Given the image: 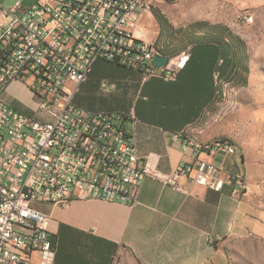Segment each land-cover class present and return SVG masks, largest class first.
Instances as JSON below:
<instances>
[{
  "label": "built area",
  "instance_id": "1",
  "mask_svg": "<svg viewBox=\"0 0 264 264\" xmlns=\"http://www.w3.org/2000/svg\"><path fill=\"white\" fill-rule=\"evenodd\" d=\"M146 4L36 0L25 9L19 2L0 7V264H27L33 252L52 253L50 217L36 204L131 203L145 178L181 194L187 193L188 184L218 193L224 186L232 194L245 189L240 181L242 157L235 170L196 159L163 173L154 157L137 155L124 114L89 112L74 105L79 85L98 60L139 71L143 79L172 81L184 68L188 52L153 65L150 43L135 33ZM252 20L251 15L244 17L247 23ZM13 82L30 93L34 116L5 103ZM216 147L227 157L236 155L222 141Z\"/></svg>",
  "mask_w": 264,
  "mask_h": 264
},
{
  "label": "crops",
  "instance_id": "2",
  "mask_svg": "<svg viewBox=\"0 0 264 264\" xmlns=\"http://www.w3.org/2000/svg\"><path fill=\"white\" fill-rule=\"evenodd\" d=\"M145 1L146 13L135 33L152 45L162 40L164 45L155 46L164 56L188 51L184 68L172 81L143 79L139 71L98 60L79 85L74 105L124 114L137 155L154 157L163 173L196 159L235 170L236 157L216 147L213 139L219 135L204 131L202 119L213 104V72L232 42L225 31L239 28L246 15L264 14V0ZM154 11L166 19L173 15L172 26L161 29ZM179 40L183 43L170 49ZM99 79L107 84L102 98L94 93ZM13 96L23 105L33 104L27 89L16 82L7 87L4 101ZM203 144L211 146L205 151ZM197 147L201 149L194 156ZM35 207L50 217L53 251L33 252L27 264H215L216 242L230 237L232 223L245 215L228 186L218 193L188 184L181 194L149 178L140 182L131 203L89 200Z\"/></svg>",
  "mask_w": 264,
  "mask_h": 264
},
{
  "label": "rangeland",
  "instance_id": "3",
  "mask_svg": "<svg viewBox=\"0 0 264 264\" xmlns=\"http://www.w3.org/2000/svg\"><path fill=\"white\" fill-rule=\"evenodd\" d=\"M35 1L0 0V7L6 9L16 2L20 7H30ZM171 9L173 13L174 7ZM251 16V23L244 21L239 28L228 30L227 37L233 40L227 54L229 63L220 74L223 84L218 83L216 88L221 90L215 95L213 92L212 107L202 119L204 131L218 133L213 140L227 138L234 144L235 162L242 157L239 169L245 184V189L234 194L241 201L245 215L241 214L239 221L232 223L230 237L216 242L215 264H264V14ZM172 17L165 18V26H172L169 22ZM182 43L180 40L175 45L171 43L170 49ZM154 44L164 45L162 40ZM101 79L94 93L102 98L105 92ZM5 103L9 108L34 116V103L23 105L14 96Z\"/></svg>",
  "mask_w": 264,
  "mask_h": 264
},
{
  "label": "trees",
  "instance_id": "4",
  "mask_svg": "<svg viewBox=\"0 0 264 264\" xmlns=\"http://www.w3.org/2000/svg\"><path fill=\"white\" fill-rule=\"evenodd\" d=\"M154 16L156 17V20L158 21V23H159L161 29H163V28H165V27H169V26H165V17H164L163 15H161V14H159L158 12H155V11H154ZM225 32H226V36H227L228 29H227ZM228 38H229V37H228ZM229 39L231 40V38H229ZM232 40H233V39H232ZM230 46H231V43L229 42V45L226 46V47H227L226 54H228V50H229ZM160 52H161V54L165 55V53H163L161 49H160ZM181 52H182V51H181ZM176 55H177V54H176ZM166 56H167V57H172V56H169V55H166ZM174 56H175V55H174ZM227 62H228V56L226 55L224 58H222V62H221V64L218 65V67L216 68V69H218V70L220 71V74H222V73L225 71V69H226V67H227V65H226ZM228 63H229V62H228ZM216 69H215V70H216ZM220 76H221V75H216V77L213 76V86H214V93H215V94L217 93L218 90H219V91L221 90V89L216 88L217 85H218V83L223 84V82H222L221 79H220ZM221 88H222V86H221ZM240 163H241V164L243 163L242 160H241Z\"/></svg>",
  "mask_w": 264,
  "mask_h": 264
},
{
  "label": "bare ground",
  "instance_id": "5",
  "mask_svg": "<svg viewBox=\"0 0 264 264\" xmlns=\"http://www.w3.org/2000/svg\"><path fill=\"white\" fill-rule=\"evenodd\" d=\"M150 48H151V52L154 53V56L166 57L163 54H161L160 49H158L155 45L150 44ZM187 52L188 51L184 50V51L180 52L179 54H177L176 56H173L171 58L170 57H166V59H174V57H184L187 54ZM213 141L216 143L215 145H218L222 141L224 143L225 147H233V149L236 150L234 144L228 139H222V140H219V141L213 140ZM208 145H210V144H203L202 147L203 148H207ZM240 181L243 182L242 179H241V172H240Z\"/></svg>",
  "mask_w": 264,
  "mask_h": 264
},
{
  "label": "water",
  "instance_id": "6",
  "mask_svg": "<svg viewBox=\"0 0 264 264\" xmlns=\"http://www.w3.org/2000/svg\"><path fill=\"white\" fill-rule=\"evenodd\" d=\"M166 62V57H161V56H154L152 63L154 66L159 67L164 65Z\"/></svg>",
  "mask_w": 264,
  "mask_h": 264
}]
</instances>
